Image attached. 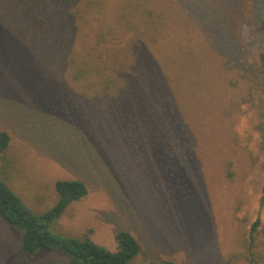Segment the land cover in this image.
<instances>
[{
	"label": "rangeland",
	"instance_id": "374dc122",
	"mask_svg": "<svg viewBox=\"0 0 264 264\" xmlns=\"http://www.w3.org/2000/svg\"><path fill=\"white\" fill-rule=\"evenodd\" d=\"M99 1L0 0V179L37 213L57 179L82 180L87 193L52 230L110 250L127 230L140 245L130 264H264V149L232 128L247 103L261 134L264 0H102L97 13ZM107 26L138 45L131 91L104 95L65 64L69 47L113 54V37L98 38ZM19 240L0 217V264L68 263L57 250L27 257Z\"/></svg>",
	"mask_w": 264,
	"mask_h": 264
},
{
	"label": "trees",
	"instance_id": "16d2710c",
	"mask_svg": "<svg viewBox=\"0 0 264 264\" xmlns=\"http://www.w3.org/2000/svg\"><path fill=\"white\" fill-rule=\"evenodd\" d=\"M95 10L97 13L106 11L107 2L101 0L95 3ZM141 22L142 32L150 38L151 43H154L156 39L153 35L155 29L153 26L156 23L152 12L148 11ZM257 25L264 30V18ZM107 36H112L117 44L113 54L106 57L94 53L80 55L76 48L69 47L63 53L65 64L71 70V75L75 80L86 79L89 76L97 77L104 95L131 91L140 80L137 72H134V69L139 66L138 45L133 38L123 43L122 38L114 36L113 30L108 26L100 30L98 38L104 40ZM258 58L260 68L264 71V52L259 53ZM260 130L261 147L264 149V116ZM9 140L8 132L0 130V155L8 147ZM54 187L57 193L55 202L48 209L37 213L28 207L3 179H0V217L19 230L20 251L25 256L32 257L42 250H57L68 257L67 264H130L138 254L140 245L134 235L127 230L116 231L114 250L102 246L88 236H66L52 230L53 222L61 216L70 202L82 198L87 193L85 183L76 178L57 179ZM263 197L264 183L261 200ZM259 224L260 218L257 216L250 226L249 248L252 245L253 232ZM143 264L153 263L147 261ZM163 264L175 263L165 260Z\"/></svg>",
	"mask_w": 264,
	"mask_h": 264
},
{
	"label": "clouds",
	"instance_id": "9594fccd",
	"mask_svg": "<svg viewBox=\"0 0 264 264\" xmlns=\"http://www.w3.org/2000/svg\"><path fill=\"white\" fill-rule=\"evenodd\" d=\"M254 110L247 103L240 104V112L233 117L232 128L241 146L250 151H258V144L262 142L261 134L253 125Z\"/></svg>",
	"mask_w": 264,
	"mask_h": 264
}]
</instances>
